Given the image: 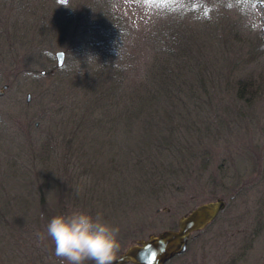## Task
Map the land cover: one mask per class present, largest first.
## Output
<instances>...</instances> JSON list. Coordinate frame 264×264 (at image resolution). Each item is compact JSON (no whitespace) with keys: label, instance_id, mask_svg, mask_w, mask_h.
<instances>
[{"label":"trees","instance_id":"16d2710c","mask_svg":"<svg viewBox=\"0 0 264 264\" xmlns=\"http://www.w3.org/2000/svg\"><path fill=\"white\" fill-rule=\"evenodd\" d=\"M117 1L105 0L103 4L90 0L87 6L85 19L93 21L84 34V48L88 52L93 45L104 47V56L87 61L95 55L86 53L69 74L74 75L71 81L77 79L75 84L84 92L77 95L80 98L76 109L67 114L66 106L59 104V112L50 115V122L53 115L59 116L53 122H60L65 131L61 133L65 134L59 142L61 148L55 146L52 137H31L24 146L27 164L17 158L18 163L8 159L12 185L7 190L0 188V264H26L22 261L26 253L20 254L26 246H18V239L31 233V226L47 227L53 217L75 211V206L70 207L71 201L79 199V210L88 208L91 215L102 211L107 217L106 210L114 200L126 203V208L129 200L140 198L145 192L148 196L144 198L160 200L169 183L181 181L183 161L195 159L196 143L205 139L214 126L210 119H217L215 109L223 92L231 97L234 90L240 98L243 92L260 97L264 91V68L256 85L251 72L231 83L235 55L229 52L236 46L241 50L247 47L245 56L249 63L259 57L248 46L257 36L258 25L264 26V0ZM128 5L135 12H130ZM141 7L152 21L147 28L138 26ZM75 19L74 15L67 18L72 24L80 20ZM260 45L258 39L254 49ZM237 55L240 57V52ZM44 57L52 63L53 59L45 53ZM225 61H230V65ZM57 70L54 66L45 75L59 73ZM8 83L0 80V86ZM247 95L250 105L253 97ZM63 98L66 100V96ZM67 122H71L69 127L73 124L77 138L72 129H66ZM89 133L93 134L92 139ZM101 138L103 143L99 142ZM72 155H120L117 163L107 164L106 172L97 176L98 181L111 184L93 189L58 185L62 173L55 175L62 170V164L67 174ZM64 178L74 182V174ZM55 196L58 202L45 205L47 199ZM10 249L11 254L3 255L4 250Z\"/></svg>","mask_w":264,"mask_h":264},{"label":"rangeland","instance_id":"374dc122","mask_svg":"<svg viewBox=\"0 0 264 264\" xmlns=\"http://www.w3.org/2000/svg\"><path fill=\"white\" fill-rule=\"evenodd\" d=\"M69 1L68 7L63 8L57 0H0V80L9 82L0 98V188L7 190L12 185L9 181L12 170L7 166L10 157L11 162L14 160V163H18V159L28 163L24 146L28 145L31 137L42 140L52 137L55 146L61 148L59 142L65 135L61 133L65 131L60 128V122H53L59 116L53 115L50 122V115L52 112L57 114L59 110L56 109L61 105L66 106L67 114L68 110L76 109V102L80 98L77 95L81 96L84 92L75 84L77 79L71 81L74 75L69 74L80 65L86 53L94 52L93 60L104 56V47L93 45L88 52L84 48V34L93 21L85 19L90 0ZM104 1L93 0L105 4ZM127 8L135 12L133 6L128 5ZM139 10L138 26L149 27L152 24L149 14L144 12L143 7ZM69 15L80 20L72 24L67 20ZM255 34L257 36L252 45L248 44L259 56L253 62L251 60L249 63L245 56L247 47L241 50L240 46H236L235 52L232 48L229 51L235 55L232 64L235 72L231 75L233 84L250 72L255 85L260 82L257 79L264 68V26L258 25ZM258 39L261 45L254 49ZM57 51L65 53L63 66L56 68L59 73L41 76L42 71H52L56 67L54 54ZM239 52L240 57L237 55ZM44 53L53 59L52 63L44 59ZM230 63L224 62L227 65ZM94 67L98 69L97 65ZM261 76L264 77L263 74ZM235 93L232 90L230 97L227 91L223 92L215 109L217 119H210L214 126L205 139L196 143L195 159L183 161L181 181L169 183L160 194V200L144 198L148 196V192H145L140 198L129 200L128 208L126 203L114 200L115 204L106 210H109L107 217L104 216L106 212H98L106 223L119 229L116 257L138 240L177 228L178 220L194 207L222 199L226 203L225 212L209 227L191 237L183 255L166 264H264V91L260 97H253L247 92V96L253 97L250 105L246 101V92L240 98ZM27 95H30L28 102ZM231 99L236 104L231 103ZM70 123H64L69 132L71 129L74 131L73 124L68 126ZM204 130L205 126L202 125L201 131ZM76 133L74 131L73 135L77 138ZM83 136L84 133L80 134L81 138ZM89 137L92 139L93 134L89 133ZM99 142L103 143L104 139H99ZM119 157L72 155L71 169L68 167L67 174H64L62 164V170L55 175L62 173L56 183L64 185V188L108 187L111 183L98 181L97 176L106 172L107 167H104L107 164L117 163ZM73 174L72 183L64 178V175ZM91 189L87 192L90 193ZM56 197L47 199L45 205L58 202L59 198ZM70 204V207L75 206V211L82 208L79 199ZM79 211L91 212L88 208ZM28 229L31 233L19 238L20 244L17 241L18 246L24 244L29 247L21 248L20 254L29 253L23 256V260L21 258L22 261L26 264H68L55 256L54 244L44 224ZM25 237L28 238L27 242ZM9 240L12 242L10 236ZM10 250H4L3 255L11 254ZM85 264L93 262L86 261Z\"/></svg>","mask_w":264,"mask_h":264},{"label":"clouds","instance_id":"9594fccd","mask_svg":"<svg viewBox=\"0 0 264 264\" xmlns=\"http://www.w3.org/2000/svg\"><path fill=\"white\" fill-rule=\"evenodd\" d=\"M118 233L119 229L106 223L101 213L93 216L79 210L57 215L47 225L55 256L68 264H112L119 250Z\"/></svg>","mask_w":264,"mask_h":264},{"label":"water","instance_id":"95a60500","mask_svg":"<svg viewBox=\"0 0 264 264\" xmlns=\"http://www.w3.org/2000/svg\"><path fill=\"white\" fill-rule=\"evenodd\" d=\"M57 1L63 5L69 2V0ZM54 58L57 68H61L64 64L65 53L57 51ZM41 75H45V71H42ZM6 89V85L0 88V98ZM29 100L30 95H27V102ZM225 207L226 203L222 199L194 207L178 220L176 230L163 231L149 236L146 240L136 241L135 244L127 247L123 253L117 256L112 264H166L173 258L183 255L187 250L192 234L204 230L213 223Z\"/></svg>","mask_w":264,"mask_h":264},{"label":"snow or ice","instance_id":"6c2138e0","mask_svg":"<svg viewBox=\"0 0 264 264\" xmlns=\"http://www.w3.org/2000/svg\"><path fill=\"white\" fill-rule=\"evenodd\" d=\"M154 258V257H153Z\"/></svg>","mask_w":264,"mask_h":264}]
</instances>
